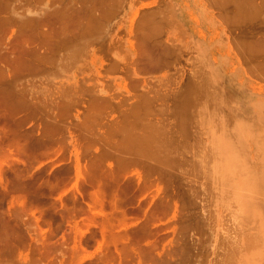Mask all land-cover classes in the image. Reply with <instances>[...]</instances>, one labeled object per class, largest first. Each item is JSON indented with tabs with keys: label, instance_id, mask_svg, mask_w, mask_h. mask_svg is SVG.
I'll return each mask as SVG.
<instances>
[{
	"label": "rangeland",
	"instance_id": "374dc122",
	"mask_svg": "<svg viewBox=\"0 0 264 264\" xmlns=\"http://www.w3.org/2000/svg\"><path fill=\"white\" fill-rule=\"evenodd\" d=\"M0 108V264H264V0H0Z\"/></svg>",
	"mask_w": 264,
	"mask_h": 264
},
{
	"label": "bare ground",
	"instance_id": "6f19581e",
	"mask_svg": "<svg viewBox=\"0 0 264 264\" xmlns=\"http://www.w3.org/2000/svg\"><path fill=\"white\" fill-rule=\"evenodd\" d=\"M243 4H244V3H243ZM71 50L73 51L74 49H70V51H71ZM70 51H69V53H68V58H69V54H71ZM73 52H74V51H73ZM73 55H74V53H73ZM70 56H72V54H71ZM74 56H75V55H74ZM64 57H65V59L67 58V56H64ZM64 57H63L62 59H64ZM15 58H16V57H15ZM68 58H67V59H68ZM73 58H74V57L72 56V59H73ZM62 59H61V60H62ZM72 59L70 58V59H68V60L72 61ZM68 60H66V61H68ZM59 61H60V60H59ZM61 62H62V61H61ZM48 76H49V75H48ZM39 91H40V90H39ZM53 91H54V90H53ZM53 91H52V92H53ZM193 96H195V95H193ZM194 101H195V100H194ZM0 109H1V108H0ZM11 112H12V111H11ZM0 119H2V118H0ZM0 121H1V120H0ZM175 123H176V122H175ZM177 123H178V120H177ZM177 123H176V124H173V125L178 126ZM2 125H3V124H2ZM0 126H1V124H0ZM2 127H3V128L5 127L6 129H7V128L10 129L11 127L9 128V127L4 126V125L1 126L0 131H2V132L5 131V132H3V133L0 132V136H2V138H3V136H4V135L6 136V133H8V132H7L8 130L6 131V129H5V128L2 129ZM181 127H183V126H181ZM161 128H162V126H161ZM161 128H159V130H160ZM172 128H173V127H172ZM156 129H158V128H156ZM156 129H154V133H157V132H158V131H156ZM178 129L181 130V128H179V127H178ZM10 131H11V129H10ZM10 131H9L10 134L8 133V136H13V135H11V134H12L11 132H13V131H11V132H10ZM155 131H156V132H155ZM161 132H163V131L161 130ZM1 133H2V134L5 133V134H4V135H1ZM157 134H158V133H157ZM159 134H160V131H159ZM179 134H180V133H179ZM5 136H4V138H5ZM140 136H141V135H140ZM140 136H139V137H140ZM143 136H146V135H143ZM141 137H142V136H141ZM6 138H7V140L9 139V137H6ZM10 138L12 139V141H14V140L16 141V140L18 139V138H16V137H15L16 139H14V137H13V138L10 137ZM143 138H144V137H143ZM147 138H149V137H147ZM0 139H1V138H0ZM11 139H10V140H11ZM139 139L141 140V138H139ZM145 139H146V138H144V140H142V142H143V141L145 142ZM151 139H152V138H151ZM177 139H178V138H177ZM179 139H180V138H179ZM5 140H6V139H5ZM5 140H3V142H5ZM18 140H19V139H18ZM149 140H150V138H149L148 141H147L148 143H147V142H145V143H146V144H149V142H150ZM153 140H155V139H153ZM12 141H11V142H8V141H7V142H5V143H7L8 145H10V143H12ZM15 141L13 142V144H16V146H17L18 144L21 145V146L18 145V147H19V150H22V151H23V150H24L23 147H26V146H25V145L23 146V143H21V142H20V143H21V144H20V143L15 142ZM138 141H139V140H138ZM0 142H1L0 146H1L2 144H4V143L2 142V139L0 140ZM140 142H141V141H140ZM140 142H139V143H140ZM144 142H143V143H140V144H144ZM153 143H154V141H153ZM153 143H150V145H149L150 147L148 146V148H152V146L154 147L155 144L153 145ZM155 143H156V140H155ZM151 144H152V145H151ZM5 145H6V144H4V146H5ZM2 146H3V145H2ZM6 146H7V145H6ZM8 147H10V146H7L6 148L8 149ZM11 147H12V146H11ZM155 147H156V146H155ZM1 148H2V147H1ZM26 148H27V147H26ZM152 149H153V148H152ZM12 151H13V150H12ZM12 151H11V152H12ZM1 152H3V154H6L3 150L0 151V153H1ZM8 153H9V151H8ZM8 155H9V154H8ZM13 155H14V154H13ZM1 156H2V155H1ZM4 156H5V155H4ZM11 156H12V154H11ZM5 157H6V156H5ZM5 157H4V158H5ZM16 158L19 159L18 157H16ZM0 177H1V176H0ZM2 179H3V178H2ZM3 181H4V180H3ZM18 182H19V181H18ZM1 183H2V182H1ZM3 183H4V182H3ZM258 184H259V183H258ZM5 185H6V184H5ZM17 185H18V184H17ZM21 185H22V184H21ZM23 185H24V184H23ZM25 185H27V183H26ZM3 186H4V185H3ZM18 186H19V185H18ZM0 187H1V186H0ZM7 187H8V186H7ZM7 187H6V188H7ZM16 187H17V186H16ZM24 187H25V186H24ZM24 187H23L22 190H24ZM26 187H27V186H26ZM26 187H25V188H26ZM2 188H5V187H2ZM6 188H5V189H6ZM258 188H259V187H258ZM27 189H28V188H26V190H27ZM254 190H255V189H254ZM8 192H9V191H8ZM2 194H3V193H2ZM5 194H6V193H5ZM4 197H5V196H4ZM21 200H22V199H21ZM23 202L26 203V200L23 201ZM28 202H29V201H28ZM19 204H20V203H19ZM19 204H18V205H19ZM21 204H22V203H21ZM19 206H20V205H19ZM27 206H28V204H27ZM23 207H24V205H23ZM15 208H16V207H15ZM28 208H29V206H28ZM19 209H20V208H19ZM20 213H21V212H20ZM17 215H19V214H17Z\"/></svg>",
	"mask_w": 264,
	"mask_h": 264
}]
</instances>
